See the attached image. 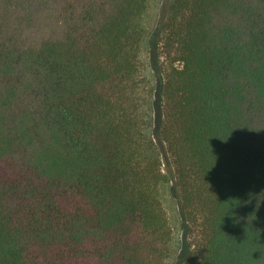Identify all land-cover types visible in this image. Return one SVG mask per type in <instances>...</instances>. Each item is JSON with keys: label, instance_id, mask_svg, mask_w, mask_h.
Returning a JSON list of instances; mask_svg holds the SVG:
<instances>
[{"label": "trees", "instance_id": "16d2710c", "mask_svg": "<svg viewBox=\"0 0 264 264\" xmlns=\"http://www.w3.org/2000/svg\"><path fill=\"white\" fill-rule=\"evenodd\" d=\"M0 0V264H264V0Z\"/></svg>", "mask_w": 264, "mask_h": 264}, {"label": "rangeland", "instance_id": "374dc122", "mask_svg": "<svg viewBox=\"0 0 264 264\" xmlns=\"http://www.w3.org/2000/svg\"><path fill=\"white\" fill-rule=\"evenodd\" d=\"M164 0H148V10L144 16V22L148 28V38H153L152 43L144 45V53L147 56L156 58V67L162 77H165L167 61L163 50V44L161 37L153 34L156 30L161 6ZM162 200L164 207L169 216V220L172 226L174 256L170 260V264H187L188 260L184 257V230L182 227V219L179 213V205L177 199L170 193L168 186L161 188Z\"/></svg>", "mask_w": 264, "mask_h": 264}]
</instances>
